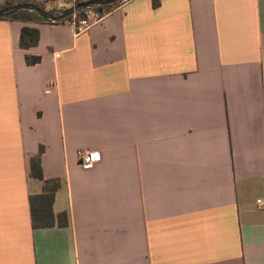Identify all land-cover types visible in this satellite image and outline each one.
<instances>
[{"label":"crops","instance_id":"obj_1","mask_svg":"<svg viewBox=\"0 0 264 264\" xmlns=\"http://www.w3.org/2000/svg\"><path fill=\"white\" fill-rule=\"evenodd\" d=\"M154 2L80 35L0 19V264H264V0Z\"/></svg>","mask_w":264,"mask_h":264},{"label":"trees","instance_id":"obj_2","mask_svg":"<svg viewBox=\"0 0 264 264\" xmlns=\"http://www.w3.org/2000/svg\"><path fill=\"white\" fill-rule=\"evenodd\" d=\"M85 1H92V0H79L76 4L85 2ZM129 1V0H128ZM161 3V0H155L154 7H159ZM21 4H32L40 9L47 11V8L45 7L44 3L37 2L35 0H25ZM121 4V3H119ZM119 4H116L114 6L110 7H96V10L105 11L109 10ZM13 5L10 3L0 4V11H2L5 8L12 7ZM67 9V8H65ZM65 9L62 10H49L48 12L58 15L62 13ZM84 11H81L77 13L75 16L81 17L83 16ZM74 17V16H73ZM73 17L68 18L65 21L71 20ZM3 20H9V21H15V22H21V23H48L44 19H42L38 14L29 12V11H19L13 15L7 16ZM64 22V21H61ZM39 41V32L36 29H29V28H23L22 34H21V42L20 45L24 49H29L31 47H34L38 44ZM27 63L30 65H36L40 62V58L38 57H27ZM30 171L32 178H35L37 180H40L44 182V193L39 196H32L31 201V208H32V221L34 228H50L55 225V216L53 213V202L55 198V194L60 188V182L57 180L53 181H45L42 173V167H41V159L40 156L32 159L30 161ZM66 214L62 213L59 215V220H63L66 218ZM62 225H64L62 221ZM66 225V223H65Z\"/></svg>","mask_w":264,"mask_h":264},{"label":"water","instance_id":"obj_3","mask_svg":"<svg viewBox=\"0 0 264 264\" xmlns=\"http://www.w3.org/2000/svg\"><path fill=\"white\" fill-rule=\"evenodd\" d=\"M125 0H92L85 1L73 5L70 8L65 9L62 13L54 15L48 11H44L39 7L32 4H19L16 6L8 7L0 11V19H4L7 16L13 15L19 11H29L38 14L42 19L48 23H57L65 21L70 17L75 16L77 13L96 7H110L119 4Z\"/></svg>","mask_w":264,"mask_h":264},{"label":"built area","instance_id":"obj_4","mask_svg":"<svg viewBox=\"0 0 264 264\" xmlns=\"http://www.w3.org/2000/svg\"><path fill=\"white\" fill-rule=\"evenodd\" d=\"M128 0H125L121 3H125ZM77 3V0H73V5ZM105 12L96 10L95 8L87 9L83 16L77 17L74 16L68 22L73 26L76 35L83 34L87 32L94 25L101 23L104 19ZM79 165L84 168H91L98 164L101 161V156L98 152L91 151H79L78 154ZM259 204H262L261 201H258ZM262 208H264V204H262Z\"/></svg>","mask_w":264,"mask_h":264},{"label":"rangeland","instance_id":"obj_5","mask_svg":"<svg viewBox=\"0 0 264 264\" xmlns=\"http://www.w3.org/2000/svg\"><path fill=\"white\" fill-rule=\"evenodd\" d=\"M10 3L13 5V6H16V5H19L20 3H19V0H11L10 1ZM73 6V5H72ZM71 6V7H72ZM69 8V7H68ZM47 11H49V10H47ZM51 11V10H50Z\"/></svg>","mask_w":264,"mask_h":264}]
</instances>
